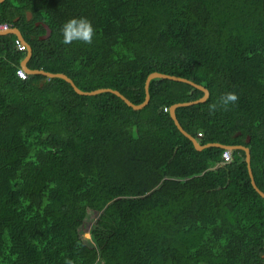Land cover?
Segmentation results:
<instances>
[{
    "label": "trees",
    "instance_id": "1",
    "mask_svg": "<svg viewBox=\"0 0 264 264\" xmlns=\"http://www.w3.org/2000/svg\"><path fill=\"white\" fill-rule=\"evenodd\" d=\"M0 22L31 45L29 68L83 90L139 103L153 71L205 86L179 123L201 144L247 146L264 191V0H2ZM15 38L0 33V264H264L244 150L197 149L169 114L201 89L155 77L140 108L80 94L19 77ZM90 212L93 244L79 233Z\"/></svg>",
    "mask_w": 264,
    "mask_h": 264
},
{
    "label": "water",
    "instance_id": "2",
    "mask_svg": "<svg viewBox=\"0 0 264 264\" xmlns=\"http://www.w3.org/2000/svg\"><path fill=\"white\" fill-rule=\"evenodd\" d=\"M2 1V0H0ZM27 17L30 18L31 17V12L30 11H27ZM39 23L38 21L36 22V24ZM41 24H43L44 28H45V32L43 33V35H41V38L43 37H47L50 33V27L45 23V22H40ZM7 32H12L14 33L16 36L20 37L23 42L25 43V46H26V55L21 59L20 61V66L22 68H24L28 73H41L43 75H45L46 77H54V76H57V77H61L63 79H65L66 81H68L71 86L73 87V89L80 93V94H94V93H97V92H101V91H111L113 93H115L116 95H118L119 97H121L126 104L130 105L131 107L133 108H140L142 106H144L148 100H149V90H148V87H149V82H150V79L152 78H155V77H159V78H171V79H176V80H182V81H186L190 84H192L193 86H196L197 88L201 89L203 91V94L196 98V99H193V100H189V101H183V102H175L173 104H171V106L169 107V114L170 116L172 117L175 125L177 126V128L184 134L186 135L188 138L191 139V141L193 142L195 148L197 149H201L205 146H209V145H217V146H220V147H223V148H229L230 150L231 149H234V148H241L244 150L245 152V161H246V164H247V168H248V173H249V176H250V180H251V184L252 186L254 187V189L262 196L264 197V191H262L255 183V180L253 178V175H252V172H251V168H250V150L247 146L245 145H242V144H234V145H227V144H222V143H219V142H207V143H204V144H201L199 142V140L197 139V137L193 136L192 134H190L189 132H187L182 126L181 124L179 123L178 119H177V116H176V113H175V108L179 105H186V104H191V103H194V102H197V101H202L204 99H206V97L208 96L209 94V91L208 89L201 85V84H198L188 78H185V77H182V76H178V75H174V74H167V73H162V72H158V71H153V72H150L146 79H145V82H144V89H145V96H144V99L139 102V103H134L132 102L130 99H128L124 94H122L119 90L117 89H114V88H111V87H99V88H95V89H92V90H83L81 88H79L75 82L65 73L63 72H52V71H47V70H44V69H31L27 66L26 62L28 60V58L30 57L31 55V52H32V48H31V45L25 40V38L23 37L22 33L20 32V30L16 27V26H11L10 28L8 29H5V30H0V33H7ZM247 140H249V137H247Z\"/></svg>",
    "mask_w": 264,
    "mask_h": 264
},
{
    "label": "built area",
    "instance_id": "3",
    "mask_svg": "<svg viewBox=\"0 0 264 264\" xmlns=\"http://www.w3.org/2000/svg\"><path fill=\"white\" fill-rule=\"evenodd\" d=\"M9 24L7 22H0V30H5L8 29ZM15 46L18 50H23L26 48L25 43L23 42V40L20 37H16L14 40ZM17 74L19 77H26L28 72L22 68V67H18L16 70ZM164 109H167L166 107ZM197 135L200 136L201 132H197ZM222 156L223 158L228 161L231 159V151L229 148H224L223 152H222Z\"/></svg>",
    "mask_w": 264,
    "mask_h": 264
},
{
    "label": "rangeland",
    "instance_id": "4",
    "mask_svg": "<svg viewBox=\"0 0 264 264\" xmlns=\"http://www.w3.org/2000/svg\"><path fill=\"white\" fill-rule=\"evenodd\" d=\"M93 217H91V219L89 220H86L83 222V224L80 226V229H79V233L81 235V237L89 244H93L92 243V237H91V227L93 226L94 224V221L95 219L97 218L98 216V213L97 212H90Z\"/></svg>",
    "mask_w": 264,
    "mask_h": 264
},
{
    "label": "clouds",
    "instance_id": "5",
    "mask_svg": "<svg viewBox=\"0 0 264 264\" xmlns=\"http://www.w3.org/2000/svg\"><path fill=\"white\" fill-rule=\"evenodd\" d=\"M11 27V25L9 24V27L8 28H10ZM16 37H18V36H16ZM26 49V48H25ZM21 67V66H20Z\"/></svg>",
    "mask_w": 264,
    "mask_h": 264
}]
</instances>
